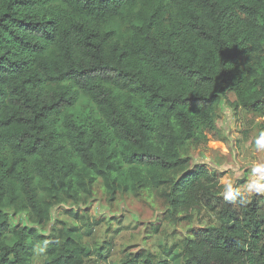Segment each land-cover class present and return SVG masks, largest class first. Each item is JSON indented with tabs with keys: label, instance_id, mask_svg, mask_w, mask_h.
<instances>
[{
	"label": "trees",
	"instance_id": "1",
	"mask_svg": "<svg viewBox=\"0 0 264 264\" xmlns=\"http://www.w3.org/2000/svg\"><path fill=\"white\" fill-rule=\"evenodd\" d=\"M229 94L264 118V0H0V264H34L36 246L42 264H85L80 227L38 229L97 181L157 194L174 224L212 211L182 264H264V197L222 198L221 174L190 158ZM80 97L94 115L72 113Z\"/></svg>",
	"mask_w": 264,
	"mask_h": 264
},
{
	"label": "rangeland",
	"instance_id": "2",
	"mask_svg": "<svg viewBox=\"0 0 264 264\" xmlns=\"http://www.w3.org/2000/svg\"><path fill=\"white\" fill-rule=\"evenodd\" d=\"M235 101L232 94L224 101L216 120L217 137L190 152L192 164L204 166L221 174V197L228 199L237 191L246 200L264 197V137L259 143L256 138L264 125L259 118L244 108L233 110ZM76 116L95 113L84 97L72 110ZM167 208L163 200L154 193L141 191H118L112 197L97 181L91 196L79 204L68 203L55 206L50 222L38 232L47 236L53 227L62 221L69 226L80 227L81 243L87 250L85 264H121L126 254L148 251L163 256L164 250L171 249L168 264H182L179 244L191 230H201L217 223L214 213L204 210L190 220H179L176 224L167 219ZM73 214L78 217L73 218ZM81 219V220H80ZM12 223L30 226L24 215L12 217ZM8 244L10 237H5ZM101 250V257L97 252ZM34 264H42L44 251L35 247Z\"/></svg>",
	"mask_w": 264,
	"mask_h": 264
},
{
	"label": "clouds",
	"instance_id": "3",
	"mask_svg": "<svg viewBox=\"0 0 264 264\" xmlns=\"http://www.w3.org/2000/svg\"><path fill=\"white\" fill-rule=\"evenodd\" d=\"M258 191H264V186L257 188Z\"/></svg>",
	"mask_w": 264,
	"mask_h": 264
}]
</instances>
